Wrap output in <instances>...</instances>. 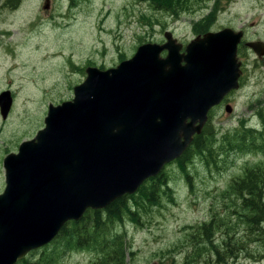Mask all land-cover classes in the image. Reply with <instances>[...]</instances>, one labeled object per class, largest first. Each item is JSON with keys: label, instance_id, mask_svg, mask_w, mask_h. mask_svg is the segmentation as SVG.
<instances>
[{"label": "water", "instance_id": "water-1", "mask_svg": "<svg viewBox=\"0 0 264 264\" xmlns=\"http://www.w3.org/2000/svg\"><path fill=\"white\" fill-rule=\"evenodd\" d=\"M165 37L116 67L88 66L73 98L51 103L44 127L5 159L0 264L47 245L88 209L135 193L187 150L210 109L239 88L242 32L210 31L185 51L173 32ZM248 45L264 53L263 41ZM13 101L10 89L0 93L3 118Z\"/></svg>", "mask_w": 264, "mask_h": 264}, {"label": "rangeland", "instance_id": "rangeland-1", "mask_svg": "<svg viewBox=\"0 0 264 264\" xmlns=\"http://www.w3.org/2000/svg\"><path fill=\"white\" fill-rule=\"evenodd\" d=\"M8 2L0 3V93L11 89L14 104L7 119L0 112V171L5 152H16L22 141L33 138L44 127L49 103L73 98V87L85 79L86 67H116L133 57L140 44L166 41L167 31L173 32L180 43L189 42L198 35L192 20H201L204 13L198 9L196 18L187 14L176 18L153 8L147 0H51L49 8L45 0H20L15 5ZM222 11L211 28L231 25L264 38V0H227ZM248 56L253 59L252 54ZM257 70L254 78L249 82L246 79L245 88L212 111L210 123L221 129L219 132L238 126L241 119L264 131L263 120L256 114L261 105L264 107V78L260 68ZM261 143L264 145V139ZM229 153L219 169H209L201 160H194L189 168L193 191L182 173L178 175V158L160 171L170 176L167 181L176 202L167 200L156 206L148 226L127 223L136 252L130 264H159L163 260L159 253L170 249L176 261L184 264V255L201 246L193 234L197 232L198 236L208 217L207 223L220 217L229 221V234L211 227L220 250L234 245L248 248L238 258L230 259V264H264V230L256 231L255 236L261 238L258 242L252 241L246 227L237 225L241 222L240 214L234 211L237 203L216 196L243 172L244 164H261L264 170V151L242 153L234 148ZM181 242L184 245L179 249ZM43 252L35 251L30 257L39 259ZM93 257L87 250L72 251L63 261L87 264Z\"/></svg>", "mask_w": 264, "mask_h": 264}, {"label": "trees", "instance_id": "trees-1", "mask_svg": "<svg viewBox=\"0 0 264 264\" xmlns=\"http://www.w3.org/2000/svg\"><path fill=\"white\" fill-rule=\"evenodd\" d=\"M19 1L9 0L8 3L15 5ZM74 1L70 0L71 3ZM147 1L153 8L176 18L182 14L196 18L198 9H202L204 13L202 18L199 17L201 20H192L195 33L199 34L215 24V18L223 12L222 4L227 0ZM259 114L264 127V111H260ZM220 130L208 122L203 131L195 136L187 150L175 161L179 168L178 175L181 176L180 172L182 173L192 191L195 185L192 183L193 175L189 168L195 159L201 160L209 169L212 167L219 169L225 165V154L234 148L242 153H253L258 149L264 151V145L261 143V139H264L263 128L251 126L245 119H241L236 127L219 132ZM260 165L244 164L243 172L235 176L227 188L216 195L221 199L225 197L228 202L237 203L234 211L240 214L241 220L237 225L243 224L251 240L257 242L261 238L255 236L256 231L264 230V170ZM168 179H171L170 176L162 171L142 183L136 193L125 194L104 209H88L81 219L69 221L51 243L40 248L45 252L39 259L34 260L29 255L21 264H66L63 261L66 253L80 250L93 253V259L87 264H130L136 252L129 239L127 223L148 226L149 215L154 213L156 206H161L167 200L176 202ZM196 200L197 197L194 201ZM216 201L218 200H215V203ZM196 205L195 203L193 208H196ZM209 219L210 217L203 221L198 236L197 232L193 234L201 246L192 254L184 255L186 259L189 258L188 264H197L200 258L205 264H230V259L238 258L242 251L248 250L238 245L220 250L211 236V227L215 226L219 233L229 234V221L220 217L207 223ZM183 245L181 242L177 246L180 249ZM172 252V249L161 251L158 256L163 257V260H160L159 264H180Z\"/></svg>", "mask_w": 264, "mask_h": 264}, {"label": "flooded vegetation", "instance_id": "flooded-vegetation-1", "mask_svg": "<svg viewBox=\"0 0 264 264\" xmlns=\"http://www.w3.org/2000/svg\"><path fill=\"white\" fill-rule=\"evenodd\" d=\"M51 1V0H50ZM225 27H233L231 25H227ZM252 27V26H250ZM223 28V27H222ZM221 28V29H222ZM216 30H219V29H213V28H210V30L208 31H216ZM206 31V32H208ZM242 33H243V38H242V41L240 43V58L241 60L243 61V65H242V70H243V73L240 77V86L243 85L242 82H243V77H244V82L247 81L249 82L252 78H254L257 74H258V70L260 68L261 70V77L263 76L264 78V53L260 56L256 50H253L251 48L248 47L247 43L250 42V41H253L254 43L258 42V41H263L264 42V38L261 36H255L253 35L252 32H250L249 30H247L246 28H241ZM204 32V33H206ZM203 33V34H204ZM161 42H165V40H162ZM162 43V44H163ZM185 50V46H183L182 48V51ZM248 53L252 54L253 55V59H251L249 56H248ZM242 78V79H241ZM246 86V84H244V87ZM11 90V89H10ZM12 92V90H11ZM232 95L233 93H228L226 95V97L224 98V100L222 101V103L219 105L220 107H222L224 105V103L230 101L232 99ZM12 96L14 98V93L12 92ZM51 104V103H50ZM49 104V105H50ZM228 104V103H227ZM232 105H234L233 101L231 102ZM217 106V107H219ZM264 109L263 106H261L259 108V110L256 112V114L260 117V114L259 112L262 111ZM12 113V112H11ZM2 115V114H1ZM9 115H10V112H9ZM9 115L7 116V118L9 117ZM3 118V116H2ZM7 118H3V119H7ZM211 118V114L209 115V120ZM26 140H29V139H26ZM25 141V140H24ZM23 142V141H22ZM21 142V143H22ZM20 143V144H21ZM20 144H19V147H20ZM19 147L18 149H16L17 151L16 152H13V151H7L5 152V156L2 157L1 159V171H0V176L2 177V180L0 179V196L6 191L7 187H8V177H7V168L5 166V159L12 153H17L19 152ZM2 183V184H1ZM2 206H3V203L2 201H0V214H2L3 210H2ZM11 221V220H10ZM39 249V248H38ZM38 249H34L32 251H30L26 257H28L29 255H31L35 250H38ZM193 251L189 252V254H192ZM188 254V253H187ZM26 257L18 260L16 262V264H21L22 260L25 259ZM189 262V258H187L185 260V263L184 264H188ZM197 264H205L203 262V260L200 258L199 259V262Z\"/></svg>", "mask_w": 264, "mask_h": 264}, {"label": "bare ground", "instance_id": "bare-ground-1", "mask_svg": "<svg viewBox=\"0 0 264 264\" xmlns=\"http://www.w3.org/2000/svg\"><path fill=\"white\" fill-rule=\"evenodd\" d=\"M2 1H0V3H1ZM10 72V71H9ZM262 111H264V109L262 110Z\"/></svg>", "mask_w": 264, "mask_h": 264}]
</instances>
